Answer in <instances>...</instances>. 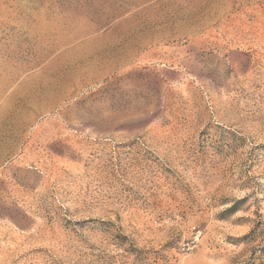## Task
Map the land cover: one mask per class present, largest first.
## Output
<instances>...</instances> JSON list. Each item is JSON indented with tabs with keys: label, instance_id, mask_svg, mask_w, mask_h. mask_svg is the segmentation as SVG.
<instances>
[{
	"label": "rangeland",
	"instance_id": "obj_1",
	"mask_svg": "<svg viewBox=\"0 0 264 264\" xmlns=\"http://www.w3.org/2000/svg\"><path fill=\"white\" fill-rule=\"evenodd\" d=\"M0 264H264V0H0Z\"/></svg>",
	"mask_w": 264,
	"mask_h": 264
}]
</instances>
